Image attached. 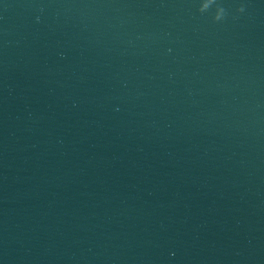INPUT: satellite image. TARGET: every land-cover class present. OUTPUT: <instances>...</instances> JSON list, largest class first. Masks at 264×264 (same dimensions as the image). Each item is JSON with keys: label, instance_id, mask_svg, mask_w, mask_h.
Masks as SVG:
<instances>
[{"label": "water", "instance_id": "1", "mask_svg": "<svg viewBox=\"0 0 264 264\" xmlns=\"http://www.w3.org/2000/svg\"><path fill=\"white\" fill-rule=\"evenodd\" d=\"M0 264H264V0H0Z\"/></svg>", "mask_w": 264, "mask_h": 264}]
</instances>
